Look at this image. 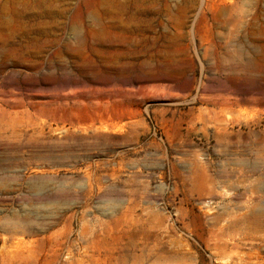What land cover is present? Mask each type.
<instances>
[{
  "label": "rangeland",
  "instance_id": "374dc122",
  "mask_svg": "<svg viewBox=\"0 0 264 264\" xmlns=\"http://www.w3.org/2000/svg\"><path fill=\"white\" fill-rule=\"evenodd\" d=\"M0 264H264V0H0Z\"/></svg>",
  "mask_w": 264,
  "mask_h": 264
}]
</instances>
